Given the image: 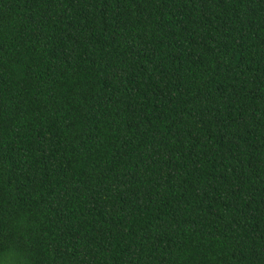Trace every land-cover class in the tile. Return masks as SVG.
<instances>
[{
	"label": "trees",
	"instance_id": "trees-1",
	"mask_svg": "<svg viewBox=\"0 0 264 264\" xmlns=\"http://www.w3.org/2000/svg\"><path fill=\"white\" fill-rule=\"evenodd\" d=\"M0 264H264V0H0Z\"/></svg>",
	"mask_w": 264,
	"mask_h": 264
}]
</instances>
